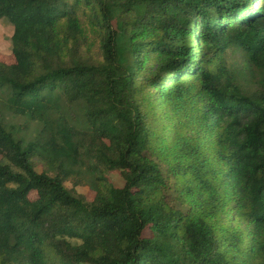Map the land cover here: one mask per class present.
<instances>
[{
  "label": "trees",
  "instance_id": "1",
  "mask_svg": "<svg viewBox=\"0 0 264 264\" xmlns=\"http://www.w3.org/2000/svg\"><path fill=\"white\" fill-rule=\"evenodd\" d=\"M0 20V264H264V0H0Z\"/></svg>",
  "mask_w": 264,
  "mask_h": 264
},
{
  "label": "rangeland",
  "instance_id": "2",
  "mask_svg": "<svg viewBox=\"0 0 264 264\" xmlns=\"http://www.w3.org/2000/svg\"><path fill=\"white\" fill-rule=\"evenodd\" d=\"M14 33V27L10 22L0 20V61L6 63H14L16 61L15 55L13 53V43L12 36ZM234 59H238V54L233 55ZM2 109V108H1ZM0 109V113H1ZM2 115H4L6 122L13 123L18 127L24 126L26 122L30 124L28 131L25 133L26 135H35L40 130L41 125L38 122L31 121V119L25 116H19L15 113H12L10 110L3 108ZM1 152V151H0ZM2 158V154H0V159ZM38 170H42V166L38 167ZM107 176L115 186L123 187L125 184V180L120 174L119 171H110L107 173ZM67 186L70 188L75 187L74 182L70 180L67 182ZM77 191L81 194H85L89 200H92L95 196V192L87 185H78L75 187ZM37 193L34 191L31 193V197L35 198ZM173 201V196L170 197ZM73 243H81L80 239L72 238L70 239ZM87 264V263H82Z\"/></svg>",
  "mask_w": 264,
  "mask_h": 264
}]
</instances>
